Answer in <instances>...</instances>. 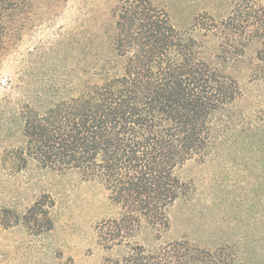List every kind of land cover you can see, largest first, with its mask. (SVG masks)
Returning <instances> with one entry per match:
<instances>
[{
    "label": "trees",
    "instance_id": "obj_1",
    "mask_svg": "<svg viewBox=\"0 0 264 264\" xmlns=\"http://www.w3.org/2000/svg\"><path fill=\"white\" fill-rule=\"evenodd\" d=\"M62 1L0 0V72L9 70L1 159L14 172L36 162L102 183L118 210L95 226L100 264H253L238 242L163 236L171 206L191 193L176 170L208 154L216 117L243 97L227 69L248 59L252 80L264 81V0H231L219 19L197 16L199 39L151 0H88L71 29L21 51L38 10L57 15ZM52 202L44 193L23 214L1 207L0 225L47 232ZM143 230L151 244L136 241Z\"/></svg>",
    "mask_w": 264,
    "mask_h": 264
},
{
    "label": "rangeland",
    "instance_id": "obj_2",
    "mask_svg": "<svg viewBox=\"0 0 264 264\" xmlns=\"http://www.w3.org/2000/svg\"><path fill=\"white\" fill-rule=\"evenodd\" d=\"M151 1L167 11L175 28L191 32L197 39L201 33L195 28V18L203 13L222 18L231 2ZM89 3L63 0L57 15L50 17L39 9L21 51L71 29ZM205 41L207 51L213 53L215 39L209 35ZM248 66V59H243L227 69L241 81L243 97L234 111L216 117L220 127L208 154L194 157L176 170L182 180L190 183L191 193L171 206L170 230L163 237L186 236L201 245L238 242L248 261L264 264V81L252 80ZM8 74V69L0 72V92ZM2 149L0 208L23 214L42 194H48L53 200V227L34 234L22 223L0 225V264H100L106 252L98 244L95 226L118 210L102 183L79 171L41 169L36 162L14 172L8 161L1 159ZM152 237L143 230L136 241L151 244Z\"/></svg>",
    "mask_w": 264,
    "mask_h": 264
}]
</instances>
